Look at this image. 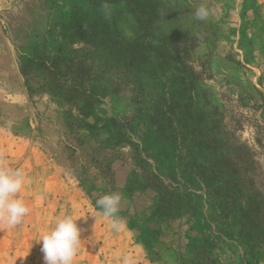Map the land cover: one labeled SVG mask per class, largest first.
<instances>
[{"label":"rangeland","instance_id":"374dc122","mask_svg":"<svg viewBox=\"0 0 264 264\" xmlns=\"http://www.w3.org/2000/svg\"><path fill=\"white\" fill-rule=\"evenodd\" d=\"M6 170L0 264L69 215L73 264H264V0H0Z\"/></svg>","mask_w":264,"mask_h":264},{"label":"clouds","instance_id":"9594fccd","mask_svg":"<svg viewBox=\"0 0 264 264\" xmlns=\"http://www.w3.org/2000/svg\"><path fill=\"white\" fill-rule=\"evenodd\" d=\"M207 15L203 7L195 12V17L200 20L205 19ZM24 183L25 176L20 170L0 171V219L10 227L21 223L29 211L23 200L16 198ZM120 201L121 196L117 193L105 194L96 201L103 216L110 218L111 227L116 230L123 227L116 218ZM76 221L77 219L70 215L59 219L55 226L37 241H42L41 252L45 264H73L83 231L77 226Z\"/></svg>","mask_w":264,"mask_h":264},{"label":"trees","instance_id":"16d2710c","mask_svg":"<svg viewBox=\"0 0 264 264\" xmlns=\"http://www.w3.org/2000/svg\"><path fill=\"white\" fill-rule=\"evenodd\" d=\"M145 46V45H144ZM147 46H145V48H146ZM144 56V55H143ZM145 57V56H144ZM144 59H146V57L144 58Z\"/></svg>","mask_w":264,"mask_h":264}]
</instances>
